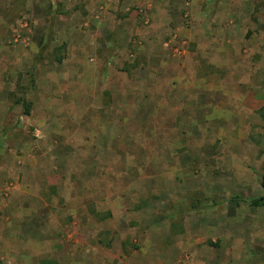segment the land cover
I'll list each match as a JSON object with an SVG mask.
<instances>
[{
    "label": "rangeland",
    "instance_id": "rangeland-1",
    "mask_svg": "<svg viewBox=\"0 0 264 264\" xmlns=\"http://www.w3.org/2000/svg\"><path fill=\"white\" fill-rule=\"evenodd\" d=\"M177 3L0 0V264L223 260L149 228L262 194L264 0ZM253 238L226 264H264Z\"/></svg>",
    "mask_w": 264,
    "mask_h": 264
},
{
    "label": "crops",
    "instance_id": "crops-1",
    "mask_svg": "<svg viewBox=\"0 0 264 264\" xmlns=\"http://www.w3.org/2000/svg\"><path fill=\"white\" fill-rule=\"evenodd\" d=\"M145 1L151 2V0ZM172 1L176 3L175 7L177 8L179 6L177 0ZM156 2V7L159 8V5L169 2V0H156ZM110 5L111 3L108 4V7H110ZM161 7L164 8V6ZM105 19H108V16ZM101 21H98L97 24L102 27L109 26V23ZM109 58L113 57L110 56ZM161 106H159V108H161ZM166 109L175 111L177 108L168 106ZM248 186L245 184L242 185L241 188L246 190ZM223 205L225 206V203ZM237 209L238 207L235 205L230 207L226 205L224 214H220L219 216L214 215L200 217L198 215H192L189 219H182L176 225L174 230L173 223L170 222L168 218H165L166 220L163 219L162 223H159V232L158 229L153 226L149 228V236H151L153 230H156L155 245L157 246V250H159V253L157 252L159 257L165 255L178 257L184 252H188V254L193 257H205L216 254L223 258L222 261L224 262L219 261L217 263L213 260L211 264H226V259L228 257L239 256V253L237 252L238 249H243V251L244 249L246 251L256 249V247L250 243L254 240L253 236H259L260 229L264 228L263 216L261 217L259 213L260 217L257 218L256 214H258V210L256 207L251 205L247 210V217H243V221L241 223H238L237 221L232 222L231 218H238ZM171 217L173 218V216ZM242 227L245 236H241L239 233L235 234L236 230L239 231V228L241 229ZM141 233H139V235H141ZM149 236L145 237L144 248L147 249L143 252L144 254H142L144 256L149 254V252H146L149 250V248L146 247L147 243H149ZM159 264H175V262L169 260L166 263L165 261L159 260Z\"/></svg>",
    "mask_w": 264,
    "mask_h": 264
},
{
    "label": "trees",
    "instance_id": "trees-1",
    "mask_svg": "<svg viewBox=\"0 0 264 264\" xmlns=\"http://www.w3.org/2000/svg\"><path fill=\"white\" fill-rule=\"evenodd\" d=\"M57 61L60 62V58H57ZM17 103L21 104V106L23 107V111H24L23 113L24 114L28 115L30 113V110H31V102L30 101H27L23 96H21ZM259 185H260V188L262 190V194L256 198H250L248 201H249V204L253 207L261 206L263 209V214H264V172L259 176ZM226 199H228L230 201H239L238 196L229 197ZM211 207H213V206H211ZM211 207L205 206V208H211ZM39 263L40 264H58V262L56 260H52V259H43Z\"/></svg>",
    "mask_w": 264,
    "mask_h": 264
}]
</instances>
